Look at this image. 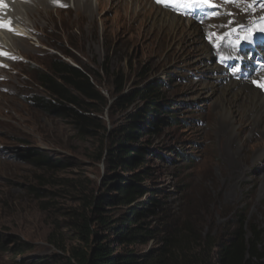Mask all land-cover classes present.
<instances>
[{"label":"rangeland","instance_id":"374dc122","mask_svg":"<svg viewBox=\"0 0 264 264\" xmlns=\"http://www.w3.org/2000/svg\"><path fill=\"white\" fill-rule=\"evenodd\" d=\"M48 1L22 0L16 4L19 23H14L15 31L26 33L30 38L23 39L27 42L14 40L7 33L0 36L4 46L25 58H21L20 65L12 64L4 72L7 81L0 83V264H35L41 256L60 255L47 242L48 236L78 206L82 194L87 193L85 187L100 189L108 174L106 166L92 158L94 139H73L66 120L47 115L31 103L32 98L43 94L31 68L48 69L56 58L99 73V89L107 99L115 94L116 73L123 77L125 94L148 83L160 85L176 123L161 128L160 135L150 139L151 149L159 157L156 154L148 158L147 165L152 170L148 185L163 191L160 198L171 209L178 226L188 222L201 234L219 237L238 222V214L257 227L264 239V160L252 162L253 153L238 151V146L228 144L220 132L221 126L229 125L216 116L215 95L203 93L206 79L198 74L201 63L195 61L197 53L178 51L177 36H171L170 30L147 32L148 23L133 22L120 29L115 26V14L107 8L98 12L96 29L82 30V24L75 19L73 0ZM212 2L193 9L182 6L183 14L169 7L163 9L183 23L194 22L184 14L189 18L200 14L206 19L211 12L204 26L194 23L200 26L203 43L212 51L208 64L217 66L215 58L226 56L214 48L229 43L225 39L217 41L216 37L227 31L229 23L225 14L213 15L220 7ZM146 3L147 8L155 10L152 1ZM254 9L264 14V0H247L245 10ZM260 22L261 27L249 38L231 42L235 49L238 41L240 47L246 45L248 49L242 61L227 58L220 62L221 75L239 80L236 82L262 79L264 84V17ZM103 23L107 28L103 29ZM250 37V45L245 44ZM246 59L254 65L249 66ZM113 117L107 112L103 116L109 128L121 113ZM225 146L230 149L229 156L224 153ZM31 149L60 158L65 166L56 171L37 168L24 156ZM231 161L236 165H229ZM57 233L63 240L64 230ZM18 244H25L29 250L16 253ZM155 247L156 243L149 241L134 250L145 253Z\"/></svg>","mask_w":264,"mask_h":264},{"label":"trees","instance_id":"16d2710c","mask_svg":"<svg viewBox=\"0 0 264 264\" xmlns=\"http://www.w3.org/2000/svg\"><path fill=\"white\" fill-rule=\"evenodd\" d=\"M31 69L43 91L32 98L34 108L66 120L73 139H94L92 158L108 172L100 189L85 187L78 206L48 236L47 242L61 254L41 256L35 264H264L262 233L246 217L236 214L238 222L219 237L202 235L188 222L178 226L160 198L163 191L148 185V158L158 154L150 139L176 123L160 85L148 83L125 94L123 77L116 73L115 94L107 99L99 89V73L61 58L48 69ZM106 112L111 119L121 113L112 128L104 123ZM143 137L147 139L141 141ZM24 156L46 170L66 163L39 149ZM62 229L69 245L58 236ZM149 241L156 247L145 253L134 250ZM27 248L15 246L18 254Z\"/></svg>","mask_w":264,"mask_h":264},{"label":"bare ground","instance_id":"6f19581e","mask_svg":"<svg viewBox=\"0 0 264 264\" xmlns=\"http://www.w3.org/2000/svg\"><path fill=\"white\" fill-rule=\"evenodd\" d=\"M146 1L147 0H97L96 2L94 0H73L75 3L73 6V12L75 14V19L82 24V28L80 27L82 30L93 31L96 29L98 26V12L100 9L103 10L105 8L115 14V26H118L120 29H126L127 24L131 25L133 22H139L142 25L149 24L147 32L157 31L165 33V31L167 32V30H170L171 36H177L176 39L179 42V46L176 49L178 51L188 49L193 54L197 53V56L194 55L196 56L194 57L195 61L201 63L200 66L197 67L198 74L206 79L202 84L203 93L207 96L215 95L213 108L215 109L216 116L229 125L227 127L221 126L220 129V132L225 134L228 140L227 143L232 145L235 143L238 146V151H250L253 153L252 162L263 161L264 88L258 86V84H262L263 80H258L256 78L246 82H236L229 79V76L221 75L223 72L222 68L208 64L211 61L210 52L212 51H209L208 47L203 43L200 26L191 21L185 22L188 23L185 25V23H183L184 20L179 19L172 14L170 15L169 12L166 13L163 9L164 6L157 4L156 0H150L152 1L153 6H156L154 7L155 10H151L147 8ZM214 1L220 7V11L215 12L213 15L219 16L225 14L228 23L231 21V23L228 24V29H225L227 31L216 37L217 41L225 39L227 43H229V46L224 45L221 48H214L216 52H222L221 54L227 57L232 54L230 48L231 42L236 38H249L251 34L261 27L262 23L260 22V19L264 17V14L261 12L256 13L259 11L258 9L246 11L245 4L247 3V0H241L238 4L226 3L225 0ZM55 2L61 3L60 0H55ZM42 3L44 2L42 1ZM48 5L49 4H47V6ZM23 6L26 8V5H22L21 7ZM64 9L67 8L64 7ZM229 13H231V15H229ZM32 15L34 14L32 13ZM0 23L4 25L3 22ZM204 24L205 23H203V26ZM241 25H243V27H241ZM4 27L5 25L0 28ZM102 27L103 29L107 28L104 23L102 24ZM22 37L27 38L28 36L22 35ZM17 39L22 43H24V41L27 42L26 39L21 37H18ZM14 40L16 39L14 38ZM9 48L13 50L11 47ZM9 48L0 45V56L2 55L6 57L10 54ZM5 61L12 62V58H6ZM4 70L6 71L8 69H5L0 63V72ZM6 81V78L2 77L0 74V83ZM245 91L249 92L246 93ZM224 150L226 151L224 153L229 156L228 153H230V149H227V146H225ZM237 150L235 153H237ZM229 165L235 166L236 164L231 161ZM262 176V187H264V174Z\"/></svg>","mask_w":264,"mask_h":264},{"label":"clouds","instance_id":"9594fccd","mask_svg":"<svg viewBox=\"0 0 264 264\" xmlns=\"http://www.w3.org/2000/svg\"><path fill=\"white\" fill-rule=\"evenodd\" d=\"M21 1L22 0H4V5L0 6V22H3L5 25L4 28H0V36L4 35L5 33H7L8 36L10 35L13 38H18V37L25 38V37H22V35L27 36L26 33H24V32L23 33L16 32L15 27H14V25H15L14 23L18 22L17 17H16L17 12L15 11V9L17 7L16 4L17 3L20 4ZM186 19L190 20L189 18H186ZM0 45L4 46V44L2 42H0ZM4 47L9 48L7 46H4ZM20 55L18 52H15L14 50L10 49V54H8L6 57H4L2 55L0 56V63L2 64V66L5 69L7 68L9 70L11 68L12 64L20 65L21 58L23 59V61H25V58L22 55L21 56ZM6 58H12V62L5 61ZM215 59H216L215 64L217 66H219L217 64V58H215ZM219 67L221 68V66H219ZM4 72H5V70L0 72V74L2 75V77L6 78V74ZM234 80L239 81L236 79H234Z\"/></svg>","mask_w":264,"mask_h":264},{"label":"snow or ice","instance_id":"6c2138e0","mask_svg":"<svg viewBox=\"0 0 264 264\" xmlns=\"http://www.w3.org/2000/svg\"><path fill=\"white\" fill-rule=\"evenodd\" d=\"M225 2L238 4L239 2H241V0H225ZM156 3L164 7H169L172 10L181 12V14H183L182 6H191L192 8H195V7H199L202 4H209L210 0H156ZM3 5H4V0H0V6H3ZM229 15H231V13H229ZM229 23H231V21ZM3 26L4 25L0 23V27H3ZM241 27H243V25H241ZM221 59H224V57H221ZM258 86L261 88H264V84H258Z\"/></svg>","mask_w":264,"mask_h":264}]
</instances>
